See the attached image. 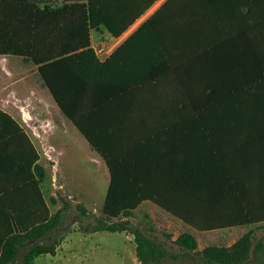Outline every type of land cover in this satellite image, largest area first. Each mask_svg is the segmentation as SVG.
I'll return each mask as SVG.
<instances>
[{"label": "crops", "instance_id": "0c3cea01", "mask_svg": "<svg viewBox=\"0 0 264 264\" xmlns=\"http://www.w3.org/2000/svg\"><path fill=\"white\" fill-rule=\"evenodd\" d=\"M164 1L156 0L119 36L103 26L91 30L93 48L94 31L110 34L103 41L107 49L98 55L101 61L124 40L125 45L94 84L78 87L76 98L85 92L91 103L76 107L70 95L66 102L114 158L126 187L187 208L191 220H233L244 213L238 190H264V0H177V6L164 10L168 15L144 26ZM44 91L49 98L37 101L31 95L45 97ZM0 108L28 136L45 171V156L85 153L87 145L96 157L91 164L106 172L109 186L105 159L59 107L31 59L0 55ZM26 108L38 122L29 120ZM5 127L0 130V187H15L22 165L27 171L22 154L30 159L32 151L10 122ZM256 204L264 210L259 198ZM136 211L171 215L150 200ZM251 224L206 231L233 229L242 235Z\"/></svg>", "mask_w": 264, "mask_h": 264}, {"label": "trees", "instance_id": "16d2710c", "mask_svg": "<svg viewBox=\"0 0 264 264\" xmlns=\"http://www.w3.org/2000/svg\"><path fill=\"white\" fill-rule=\"evenodd\" d=\"M156 0H0V55H16L31 59L49 89L51 95L90 144L105 159L111 180L106 190L102 215L88 213L77 202L80 215L75 218L84 232L99 230L125 231L133 235L138 260L143 264H164L166 261H189L193 264H256L250 261L253 254H260L264 261V237L253 241L251 230L244 232L231 245L210 244L198 248L196 237L189 231L180 232L173 244L158 239L129 219L134 209L144 200H150L183 223L200 231L233 224H251L264 221V210L256 209L259 198L264 208V190L241 189L238 198L244 209L229 221L199 222L188 219L187 208L165 203L158 194L142 188L126 187L125 174L117 172L114 158L98 143L82 124L81 116L70 108L67 97L75 98L76 107L91 103L76 98L78 87L91 86L100 72H105L114 52L125 45L126 40L106 57L99 60L91 44V30L103 26L114 36H119ZM212 2L215 0H199ZM43 5V7H41ZM177 6V0H165L146 20L144 26H152L169 6ZM210 12L199 9L196 12ZM175 17L177 15L175 14ZM153 36L159 35L150 28ZM6 120V121H5ZM11 126L28 142L32 157L22 154L21 183L15 187H0V264H13L22 257L24 264H35V257L43 252L54 253L60 243L59 232L72 208L70 198L62 197V204L49 212L41 183L45 168L37 162L32 142L14 118L0 108V130ZM32 169V170H31ZM83 215V217H82ZM91 220L84 222V217ZM51 241V236H56ZM176 246L177 248H173ZM22 252V254H21Z\"/></svg>", "mask_w": 264, "mask_h": 264}, {"label": "rangeland", "instance_id": "374dc122", "mask_svg": "<svg viewBox=\"0 0 264 264\" xmlns=\"http://www.w3.org/2000/svg\"><path fill=\"white\" fill-rule=\"evenodd\" d=\"M103 36L100 34L96 35V32H93V40L96 45L101 41H105V37L107 40H110L108 32L105 31ZM31 95H34L35 99L40 97V100H44L46 97L49 98L46 91L43 93L44 96L46 95L45 97H41L37 93ZM29 111L26 108L25 113L29 116V120L33 122L37 118L31 117V112ZM45 115L42 114V119L46 118ZM38 121L36 120V122ZM45 143L46 139L44 138L43 144L45 145ZM86 147L85 153L82 151L80 153L67 151L65 154L59 153L53 159V156L44 157L46 172L41 186L49 204V212L51 214L54 213L57 207L62 204V197L70 198L72 208L69 210L67 218L59 231L62 237L55 252H43L37 255L34 259L35 264H143L137 258L135 242L131 233L108 230L84 232L79 229L78 221L74 220L81 216L76 207L77 202L82 203L86 207L88 213L91 214L90 216L102 215V206L107 190L106 172L99 170L97 165L91 164L90 160L96 159V157H93L87 145ZM55 159L58 165L53 167L52 164L55 162ZM90 216L84 217V222L91 220ZM131 221L155 235L158 239L166 240L172 245H174L172 240L180 232L189 231L196 237L199 249L210 244L229 246L241 236L242 232L233 229L195 230L173 216L162 212L150 214L145 211H136L133 213ZM248 230L252 231L253 241H256L264 233V224L248 225L245 227V232ZM57 238V235L50 237L52 242ZM174 247L177 248L176 246ZM250 261L256 264H264L260 254H253ZM13 264H24L22 257L20 256ZM164 264L193 263L189 261L173 262L168 260Z\"/></svg>", "mask_w": 264, "mask_h": 264}, {"label": "built area", "instance_id": "2783aa9c", "mask_svg": "<svg viewBox=\"0 0 264 264\" xmlns=\"http://www.w3.org/2000/svg\"><path fill=\"white\" fill-rule=\"evenodd\" d=\"M106 47V44L101 41L100 43H98L96 46H95V51H96V54L99 55L101 51H103V49Z\"/></svg>", "mask_w": 264, "mask_h": 264}]
</instances>
